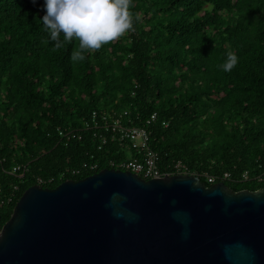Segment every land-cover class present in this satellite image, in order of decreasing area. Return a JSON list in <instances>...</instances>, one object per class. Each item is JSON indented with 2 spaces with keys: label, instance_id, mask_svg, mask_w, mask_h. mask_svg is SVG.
Wrapping results in <instances>:
<instances>
[{
  "label": "trees",
  "instance_id": "1",
  "mask_svg": "<svg viewBox=\"0 0 264 264\" xmlns=\"http://www.w3.org/2000/svg\"><path fill=\"white\" fill-rule=\"evenodd\" d=\"M43 4L0 0L2 227L29 188L128 160L90 134L59 136L82 130L94 111H129L137 126L156 113L151 146L165 174L180 164L207 187L205 175L234 193L264 189V0H132L134 30L75 63L79 41L55 48ZM229 53L239 62L225 72ZM84 163L99 169L73 176ZM17 164L29 166L23 178L10 174Z\"/></svg>",
  "mask_w": 264,
  "mask_h": 264
},
{
  "label": "water",
  "instance_id": "2",
  "mask_svg": "<svg viewBox=\"0 0 264 264\" xmlns=\"http://www.w3.org/2000/svg\"><path fill=\"white\" fill-rule=\"evenodd\" d=\"M0 264H264V189L114 169L33 186L0 217Z\"/></svg>",
  "mask_w": 264,
  "mask_h": 264
},
{
  "label": "clouds",
  "instance_id": "3",
  "mask_svg": "<svg viewBox=\"0 0 264 264\" xmlns=\"http://www.w3.org/2000/svg\"><path fill=\"white\" fill-rule=\"evenodd\" d=\"M43 9L45 15L41 21L55 48L74 38L79 41V48L71 55L73 63L84 61L86 51L100 49L134 30V22L141 20L131 10L132 0H44ZM238 62V56L229 53L222 70L230 72Z\"/></svg>",
  "mask_w": 264,
  "mask_h": 264
},
{
  "label": "built area",
  "instance_id": "4",
  "mask_svg": "<svg viewBox=\"0 0 264 264\" xmlns=\"http://www.w3.org/2000/svg\"><path fill=\"white\" fill-rule=\"evenodd\" d=\"M158 115L155 113L150 118L143 121V125L137 126L136 120L132 118L129 111L117 112L115 110L107 112L94 111L89 120L85 122L80 131H65L58 129L59 136L66 142L70 140H82L84 134H90L100 142L99 149L108 144H115L120 148V152H127L128 160H110L109 165L115 170L128 171L145 180L164 178L166 176L188 174L183 170V166L178 164L175 167V174H165L159 167V156L151 146L150 128L157 122ZM168 127L167 124H164ZM98 164L84 163L83 167L73 170V176H79L83 172H97ZM29 171L28 165H15L10 174L23 178ZM65 174H61L59 180H63ZM208 184L214 185L217 182L215 177L205 175ZM248 180V174L244 176ZM230 176L225 175L224 180H229ZM56 182L55 178L48 181V184ZM44 181L40 180V184Z\"/></svg>",
  "mask_w": 264,
  "mask_h": 264
}]
</instances>
